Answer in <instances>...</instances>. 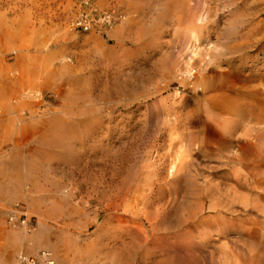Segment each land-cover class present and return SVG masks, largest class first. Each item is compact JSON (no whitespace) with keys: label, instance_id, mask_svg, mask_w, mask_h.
<instances>
[{"label":"rangeland","instance_id":"obj_1","mask_svg":"<svg viewBox=\"0 0 264 264\" xmlns=\"http://www.w3.org/2000/svg\"><path fill=\"white\" fill-rule=\"evenodd\" d=\"M93 2L111 27L71 28L75 0H0V99L7 66L52 75L36 116L0 121V264L22 215L40 227L25 192L49 210L33 258L264 264V0Z\"/></svg>","mask_w":264,"mask_h":264},{"label":"bare ground","instance_id":"obj_2","mask_svg":"<svg viewBox=\"0 0 264 264\" xmlns=\"http://www.w3.org/2000/svg\"><path fill=\"white\" fill-rule=\"evenodd\" d=\"M195 20L197 22L203 23L205 21L204 16L200 15V14H196L194 16ZM126 20H122L120 25L117 27V30L121 29L125 24H126ZM184 44H188L191 42V39L194 38V32L191 31L190 29H184ZM22 51L23 49H16V48H11L9 50V54L14 55V59L18 60L21 58L22 56ZM16 56V58H15ZM51 58H53L51 56ZM50 60V59H49ZM0 61H1V57H0ZM59 68L57 71V73H59L60 71H65L70 77H73L75 74V68L74 66H71L68 64V61L66 59H61L59 61L58 64ZM10 70V75L12 76L11 79H9L10 81V86H11V92L9 93V98L6 100H1L0 99V121L5 120L7 118L11 119V117H9L10 115H15V121L18 123L22 124V119L21 117H17V113L16 110L18 108L21 109L20 113L25 111V110H29L32 112L33 115L36 114L37 109L40 107L41 103L44 101V93H43V89L44 87H47L48 84H50L51 80H52V75L48 73V75H35V74H27L24 73V71H19L15 69V64L14 66H7V70ZM1 72V71H0ZM221 77L224 81L225 84L230 85L233 81L239 80L238 78H240L241 76L238 75V72H230L228 71L227 73L221 74ZM55 79V78H54ZM230 83V84H229ZM57 87V86H56ZM56 92V91H55ZM249 94L251 95H259L260 92L259 91H249ZM15 101V102H14ZM15 104V105H14ZM15 110V111H14ZM33 110V111H32ZM80 113L84 112V109H79L78 110ZM36 116V115H35ZM21 126V125H20ZM24 127L21 128V130ZM21 132H25L24 130H22ZM27 133V132H25ZM35 135V133H33ZM33 134H28V136H33ZM2 157V156H1ZM1 169V167H0ZM6 173L8 172V170H3ZM10 183L13 182L12 179H10ZM4 184L5 181L0 180V189H4ZM9 185V184H8ZM23 199L27 202L28 206H29V211L28 213H26L27 215H32L35 214L38 218H39V224L40 227L38 230L33 231L32 234H29L28 231H30L29 229H31L30 227H28L27 225H23L24 229H19V230H13L11 231L12 234H15V236H17V242L16 244L12 245L13 250H14V254L11 256L12 258L10 259L9 262H5L3 264H20V260L22 257H26L27 259L30 258L29 254L32 252H35L36 249H39L42 244L47 241L46 236H44V218L47 215V213L49 212V210L47 211H43L42 210V204L41 202H43L42 200H38L37 202H35L34 200V196L32 194V192H25L23 195ZM53 203L49 204L51 207ZM15 217L12 216L10 218V220H12V224L15 225L14 222ZM15 245L17 247V251L15 253ZM3 247H7L10 248V244H5L3 245ZM7 251V250H6ZM24 251L27 252L26 254H24ZM37 252V251H36ZM42 252H49L51 253V256L53 257L54 260V264H58L59 263L62 264L64 258L62 257H58L57 254V259L59 258V260H56V254L54 255V253H52L51 251L48 250H42L41 252L38 253V255L35 257L38 261L44 263V261L42 260V258H40L41 253Z\"/></svg>","mask_w":264,"mask_h":264},{"label":"built area","instance_id":"obj_3","mask_svg":"<svg viewBox=\"0 0 264 264\" xmlns=\"http://www.w3.org/2000/svg\"><path fill=\"white\" fill-rule=\"evenodd\" d=\"M77 2L78 12L71 22V28L83 32H90L93 29H106L111 27L116 17L113 13L100 11L94 4L93 0H75ZM12 221V220H11ZM20 225H27L31 228L30 222L25 215L19 218ZM44 263L36 258L22 257L20 264H54L53 257L49 252H42L40 255Z\"/></svg>","mask_w":264,"mask_h":264},{"label":"crops","instance_id":"obj_4","mask_svg":"<svg viewBox=\"0 0 264 264\" xmlns=\"http://www.w3.org/2000/svg\"><path fill=\"white\" fill-rule=\"evenodd\" d=\"M253 216L259 217V213L253 211ZM16 251H17V247H16V245H15V253H16Z\"/></svg>","mask_w":264,"mask_h":264}]
</instances>
